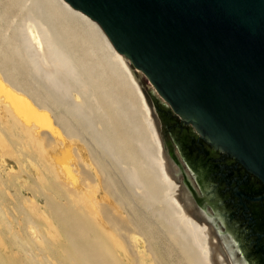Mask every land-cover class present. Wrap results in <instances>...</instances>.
Returning <instances> with one entry per match:
<instances>
[{
    "label": "rangeland",
    "instance_id": "374dc122",
    "mask_svg": "<svg viewBox=\"0 0 264 264\" xmlns=\"http://www.w3.org/2000/svg\"><path fill=\"white\" fill-rule=\"evenodd\" d=\"M37 1L39 0H0V76L5 75L11 83L22 88L27 101L35 109L46 107L45 112H43L46 115H51L50 117L47 116V119L41 117L43 120L35 116L32 117L31 114L29 116L26 113L29 110H24L26 109L23 106L24 102L17 101L12 95L7 96L8 99L4 100L0 96V118L1 115L4 116L0 119V264H135L131 258L125 255L127 245L131 244L133 247L139 246L143 249L144 239L139 233L131 232V240L125 244H122L118 237L120 241L116 242V237L106 233V228L103 225L105 222L104 220L101 222V214L96 209L99 208V205H95V208L90 200L87 201L82 194H79L83 190L86 192L84 188L85 178L80 173H77L78 176H74L75 173H72L73 159L65 158L66 152L52 142L50 132L53 128L57 129L58 127V130L63 132L69 141L72 135L77 142L84 146L85 151H88L87 154H89L84 155L85 158L87 157L86 161L90 162L92 158L97 160L99 158L100 163L104 162L105 171L115 180L126 201L122 204L123 210L125 213L127 212L125 216L132 217L134 212L140 221L144 222L143 225L146 223L144 226L142 225V228L144 231L147 229L148 237L154 243L153 247L157 248V253L159 251L161 262L163 264H187L173 246H170L168 236L172 237V235L165 233L163 223L167 215L169 216L172 212L171 208H168L169 197L166 194L168 183L161 169L163 157L166 159L168 172L170 171L172 178L180 185L181 201L183 202L186 198V191L165 149L163 125L156 107L159 99L166 101L159 96L148 77L126 58L153 110L154 121L163 143V155L159 151L141 100L137 93H134L136 89L127 82L129 80L126 72L116 64L115 66L113 64L108 65V62L105 61L109 59L110 53L106 47H104L105 50L102 49L105 45L98 31L95 28L96 31L91 27L89 28L86 24L83 25L73 20L68 21L67 18L61 17L62 15L59 16L61 13L58 12L59 9L55 8L57 6L56 1L40 0L42 3L48 2L50 4L44 3V6L46 12L48 11V16L51 17V21L56 23V31L62 35L67 33L65 36H68L70 46L74 44L71 48L75 51L77 63L80 62L81 65L84 64L89 67H87L89 75L83 73L84 75L82 74L80 77L84 76L82 79L88 80L87 85L92 87L94 84L93 88L90 89L89 87L87 90L86 96L88 97H85L87 102L92 103L89 102L88 104L91 105V113L95 114L91 116V118L93 117L91 125L90 123L83 124L81 119L79 121L78 118L80 117L71 110L69 112V106L74 98V102H76L79 92H83L84 87L81 86L84 85L80 86L82 82L77 83V87L72 91L71 98L73 97V99L66 98L67 106L66 103L47 92V89L44 90L45 87L30 73L28 66L24 63L27 59L23 47L21 49L22 45L19 43L21 40L19 38L21 30L19 26L25 28L26 24L31 31H29V36L32 35L34 41L38 40L36 43L41 44L40 32L37 30L39 28H36L37 24L35 23L34 26L32 22L29 23L28 16H26L29 14L28 11L35 7ZM51 5H55L54 9L58 11H54ZM49 9L53 10L52 16ZM55 14L63 20L61 19L59 22L57 19L56 21L55 17L57 18V16ZM24 18L27 19L24 20ZM62 21L65 23V28L62 26ZM67 28L68 30H66ZM18 50L20 53L17 52ZM105 55L108 59H105ZM23 60L25 61L23 62ZM23 64L25 67L22 66ZM15 66L17 68L21 66L27 70L24 71L23 68H20L23 73L20 72L19 75L21 70ZM75 90H79V92H75ZM73 94L75 96H72ZM103 107L105 108L103 109ZM50 123L52 128L47 126L51 125ZM45 124L47 125L45 126ZM105 138L110 139V142L115 145V150L112 148L110 150L108 145H101L104 143L102 139ZM100 140L103 142L101 143ZM103 147H109L108 149L114 156ZM59 150H62V153ZM58 155H61L60 159L63 161L58 160ZM90 156L91 158H89ZM56 157L58 158L56 159ZM60 161L63 164L67 163L64 164L65 167L67 165L70 167L67 166L65 169L63 164L61 166ZM119 162L120 165H118ZM69 173L71 176L68 175ZM73 179H77L79 183ZM93 181H96L93 184L98 187L99 181L96 179ZM73 184L76 185L75 189L71 186ZM77 184L80 186L78 185V187ZM71 194H73V198L75 197L74 199H72ZM188 209L192 212L191 208L188 207ZM91 211L94 212V215H91L93 214ZM199 222L206 223L203 220ZM210 227L217 251L228 263L226 256L220 250V248L224 250V240L219 239L214 228ZM134 235L139 238L138 241ZM115 238L116 241H114ZM122 245L126 247L124 248ZM150 259V256H145L142 259L144 262L141 264H152Z\"/></svg>",
    "mask_w": 264,
    "mask_h": 264
},
{
    "label": "water",
    "instance_id": "95a60500",
    "mask_svg": "<svg viewBox=\"0 0 264 264\" xmlns=\"http://www.w3.org/2000/svg\"><path fill=\"white\" fill-rule=\"evenodd\" d=\"M66 1L174 112L264 182V0Z\"/></svg>",
    "mask_w": 264,
    "mask_h": 264
},
{
    "label": "bare ground",
    "instance_id": "6f19581e",
    "mask_svg": "<svg viewBox=\"0 0 264 264\" xmlns=\"http://www.w3.org/2000/svg\"><path fill=\"white\" fill-rule=\"evenodd\" d=\"M54 1H56V5L57 6H55V5H51V6H52L53 9H54V6H55L56 9H59V11L54 9V11L56 10L59 13H61L59 15L56 12L59 16L62 15L61 17L67 18L68 21L69 20H73V21L82 23L83 25L86 24L87 26H89V28L90 27L93 28V29L95 28L98 31V34L102 37L104 45H105V46L102 47V49L105 50L104 47H106L108 49V52L110 53L109 54V59H108V57L106 58V55H105V59H108V60H105V61L108 62V65L109 64H113L115 66V64H116L117 66L122 68L123 71L126 72V75L128 76L127 78L129 80L127 82L129 84L131 83L133 85L132 87H134L136 89V91H134V93L136 92L138 97H139V99L141 100V103L143 105L142 107H144V109H145V111L147 113V117H148L147 119H149V121L148 120L147 121H148V123H150L151 130H152L153 135L155 137V141L158 144L159 151L161 152V154H163L164 153L163 152V143L161 141L160 133H159V131H158L157 127H156L155 121H154L153 110H152V108H151V106H150V104H149V102L147 100L146 94H145L144 90L142 89V86L140 85L138 79L136 78L132 68L130 67V65H129L128 61H127L128 58L125 55L119 53L116 50V48L113 46V44L111 43V41L109 40V38L107 37V35L103 31V29L101 28V26L95 20H93L90 16H88L86 13H84V12L78 10V9H75L66 0H54ZM44 3L40 2V0L37 1L35 7L31 8V11L30 10L28 11L29 14L27 13L28 15H26V16H28L29 23L32 22V24L34 26H35V23L37 24L36 28H39L37 30H39V32H40L41 38L39 37V39H40V43L41 44L36 43V42H38V40L35 42L34 38L32 37V35L29 36L31 31H30V29H28L26 24H25V28L19 26L21 30H20V34H19L20 37L19 36L18 37L21 40L20 41L18 40V41H19V43H21V45H22L21 49L23 47V50H24V53H25V56H26V59H27L26 62H24L25 60H23V62L26 64V66H28V68H29L28 70H30V73L33 76H35L40 83H42V85L45 87L44 90L47 89L48 90L47 92H50L51 95H53L57 99L61 100V102L66 103V105L68 104V102H65V101H67L66 98H68V97L71 98V93L77 87V83L82 82V84H80V86L84 85V86H81V87H84L83 88V92H79V90H77V91L75 90V92H79V94L78 95L76 94L77 95L76 102H74L75 98L74 99H73V97L71 98V99H73V101H72L73 105H72V103L71 104L69 103L70 104L69 112L71 110L78 117H80L78 119H79V121L81 119L83 124L84 123H86V124L90 123V125H91V122L93 120V117L91 118V116L94 115L95 113H93V114L91 113V109H90L91 105L88 104L90 101L87 102L88 100L86 99V97H88V96H86L87 95L86 93L88 92L87 90H89V87H90V89L93 88L94 84L91 87V86H89V84L87 85L88 80H86V78H85V80L82 79V78H84V76L80 77V76H82L83 73H85L86 75L88 74L87 72H88V68L89 67H88V65H87L88 68L84 64L81 65L80 62L77 63L76 58H75L76 54H74L75 51L72 50V48H71V46H73L74 44L70 46L69 41H68L69 38H68V36H65L67 33L65 35L64 34L62 35V33L59 34L56 31V28H55L56 27V25H55L56 23L51 21V17L48 16L49 14H47L48 11L46 12V9H45L46 7L44 6ZM45 4H49V3L46 2ZM51 6H47V7H51ZM52 11L50 13L51 16H52ZM53 13H55V12H53ZM58 15H56L57 18L55 17L56 21H57V19H59ZM61 17L59 19V22L61 21V19L63 20V18H61ZM25 19H27V18H24V20ZM21 22H23V21H21ZM61 23H63L62 26H64L63 28H65V25H64L65 23L63 21ZM68 24H69V22L67 23V25ZM59 25L61 26V24H59ZM93 29H92V32H93ZM66 30H68V28ZM17 33H19V32H17ZM70 33H72V31H70ZM17 52H19V50ZM98 58H99V56H98ZM24 59H25V57H24ZM102 59H104V58H102ZM79 60H80V58H79ZM81 62L83 63L82 60H81ZM99 62H98V64H99ZM15 64H17V63H15ZM21 64H22V61H21ZM22 66L25 67L24 64ZM102 66H100V67H102ZM15 67L17 68V66H15ZM23 67L20 66L17 69L21 70ZM113 68L116 69L115 67H113ZM25 69L23 68L22 70L26 71L27 69L26 70ZM22 70L19 71V75H20V72H22ZM119 71L122 72V70H119ZM24 74H26V73H24ZM106 76H108V75H106ZM87 79L91 80L90 78H87ZM99 81H98V83H99ZM95 83H96V81H95ZM10 95H12V97L14 96L13 98L17 99V101H20L21 103L24 102L23 106L26 108L24 110H29L28 112H26V113L29 114V116L31 114L32 117L35 116L38 119L41 118V117L47 119V116L48 117L51 116V115L50 116L46 115L44 113L45 112L44 110H46L45 109L46 107L42 106L43 108H40V109L38 107L39 110L35 109L34 106L31 105L27 101V98H26L25 94L23 93L22 88H20V87L14 85L13 83H11L5 77V75L2 74V76H0V96L4 100V99H8L7 96H10ZM89 95H91V93ZM92 95H93V92H92ZM72 96H75V95L73 94ZM102 96L105 98L104 95H102ZM69 101H70V99H69ZM106 101H108V100H106ZM104 102H105V100H104ZM103 103H102V105H103ZM5 104H7V103H5ZM61 105H62V103H61ZM21 108H22V106H21ZM104 108L105 107H103V109ZM6 110L8 112V109H6ZM13 110H14V108H13ZM18 110H20V109H18ZM9 112H11V111H9ZM3 117L1 115L0 119H2ZM29 118H31V117H29ZM41 122H44V121H41ZM46 123H47V121H46ZM46 125L47 124H45V126ZM47 126L48 127L50 126V128H52L51 127L52 124L51 125H47ZM58 128L57 129L53 128L52 131L50 130L51 131L50 132V137L52 139V142L57 144L59 146V149L61 148L62 150H64L66 152L65 153V158L68 157V158H71V160L73 159L72 160V162H73V164H72L73 168L72 169L73 170L71 168H69V169L73 171L72 172L73 174L75 173L74 176H76L77 173H80L82 175V177L85 178L86 183L85 184L83 183V184H84V188H85L86 192H83L84 191L83 190V191H80L81 193H79V194H82L84 196V198H86L87 201L90 200V203H92L95 208H96L97 204L99 205V208L97 207L96 209L101 214V220H102L101 222H103V220L105 222V224L103 223V225L106 228L105 229L106 233H109V235L111 234L112 237L120 238L121 241H122V244H125V242H129V240H131V236H132L131 232H136V233L141 234L142 238L144 239L143 240L144 245L141 243L143 245L142 246L143 249H141L139 246L138 247L137 246L133 247L131 244H129V245H127L126 252H125L126 254L125 255L128 256V258H131L135 262V264H141L142 262H144V261H142V259L145 256H150L151 257L150 260H151L152 264H163L161 262L160 258H159V251L157 253V251H156L157 248L155 249L153 247L154 243L148 237V234L146 232L147 229L145 228L146 230L144 231L143 228H142L146 223L143 225L144 222L140 221V218L134 212H133V216L132 217L125 216V214H127V212L125 213V211L123 210L122 204H123V202L125 203L126 201L123 198V195L121 194L120 189H119L117 183L115 182V180L108 174V172L105 171L106 167L103 165L104 162L103 163L101 162L102 163L101 164L99 162V161H101V160H99V158H98L99 161L96 158H92L90 160L91 163L86 161L87 157L85 158L84 155L87 156L89 154H87L88 151H85L84 146L81 145L79 142H77L75 137L72 136V135H71L70 141H69L68 137H66L63 134V132L59 131ZM71 133H72V131H71ZM102 140H104V143H102L103 141L100 140L101 143H102V144L101 143L100 144L102 146L108 145L110 147V150H112V149L115 150L114 149L115 145H113V143L110 142L109 138H107V139L105 138V139H102ZM57 145H54V146H57ZM109 147H103V148L108 149ZM116 151H114V152H116ZM111 154H112V152H111ZM115 154L118 155L117 153H115ZM116 155H115V157H116ZM51 156L53 157V155H51ZM57 158L58 157H56V159ZM60 158H61V155L59 156L58 160ZM89 158H91V156ZM61 161H63V160H61ZM65 161H67V160L65 159ZM60 164L62 166L63 162H61ZM64 164L66 165L67 163H64ZM65 165H64V167H65ZM118 165H120V162L118 163ZM66 167H65V169H66ZM68 167H70V166H68ZM167 167H168V165H167L166 159H164V157H163V162H162V165H161V169L163 170L164 178H165V180L168 183V192H166L167 196L169 197V199H168V208H171V210H172L171 214L169 216L167 215V218L165 219V221H163V223H164V228L166 230L165 233L167 232V234H171L172 235V237L168 236V239H169L168 241L170 243V246H173V248L176 250V252L182 258V260L185 261L187 264H227L226 261L224 260V258L217 251V248H216L217 246L215 245V242H214V240L212 238V235H211V227L208 224L204 223V222H199L190 213H188L187 210L185 209V205L181 201V198H180V193H179L180 192V185L172 178L171 174L169 173L170 171L168 172ZM59 175H61V174H59ZM68 175L71 176L70 173ZM77 179L79 180L78 177H77ZM77 179H73V180H77ZM93 179H96V180L99 181V184H98L99 186L98 187H96L95 184H93V182H96V181H93ZM73 180H72V182H73ZM78 180L76 181V183L78 182ZM66 182H67V180H66ZM78 185L79 184H77V186ZM71 186H73L74 189H75L76 185L73 184ZM82 188H83V186H82ZM78 189H80V188H78ZM76 190H71V191H76ZM71 195H72V199H74L75 197L73 198V194H71ZM87 196H88V198H87ZM81 201L82 200H80V202ZM75 203H74V205H75ZM81 203H83V202H81ZM85 207H86V204H85ZM92 209H93V207H92ZM86 210H87V208H86ZM91 212H93V211H91ZM91 215H94V212ZM98 219H100V218L98 217ZM147 226H148V224H147ZM102 228H103V226H102ZM52 233H55V232H52ZM134 237H135L136 241L139 240V238L136 235H134ZM116 238H115L114 241H116ZM118 238H117L116 242L120 241V239H118ZM154 238L156 239V237H154ZM116 242H113V243H116ZM116 244H118V243H116ZM132 244H133V242H132ZM229 244H230L229 242L225 241L226 247H229ZM155 245H157V244H155ZM122 247L125 248L126 246L122 245Z\"/></svg>",
    "mask_w": 264,
    "mask_h": 264
},
{
    "label": "flooded vegetation",
    "instance_id": "af4514ba",
    "mask_svg": "<svg viewBox=\"0 0 264 264\" xmlns=\"http://www.w3.org/2000/svg\"><path fill=\"white\" fill-rule=\"evenodd\" d=\"M156 107L167 155L186 191L184 202L224 240L226 252L220 250L227 264H264V182L166 102L159 99Z\"/></svg>",
    "mask_w": 264,
    "mask_h": 264
}]
</instances>
